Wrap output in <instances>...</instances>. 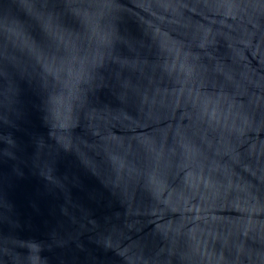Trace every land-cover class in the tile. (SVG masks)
Returning <instances> with one entry per match:
<instances>
[{
    "label": "water",
    "instance_id": "1",
    "mask_svg": "<svg viewBox=\"0 0 264 264\" xmlns=\"http://www.w3.org/2000/svg\"><path fill=\"white\" fill-rule=\"evenodd\" d=\"M0 264H264V0H0Z\"/></svg>",
    "mask_w": 264,
    "mask_h": 264
}]
</instances>
